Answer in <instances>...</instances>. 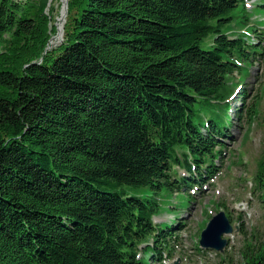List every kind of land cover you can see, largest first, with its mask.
<instances>
[{
    "label": "trees",
    "instance_id": "trees-1",
    "mask_svg": "<svg viewBox=\"0 0 264 264\" xmlns=\"http://www.w3.org/2000/svg\"><path fill=\"white\" fill-rule=\"evenodd\" d=\"M248 1L68 0L45 51L47 0H0V264H161V195L192 196L176 167L212 172L234 74L264 50V28L227 31ZM251 181L264 215V148ZM242 234L243 264H264Z\"/></svg>",
    "mask_w": 264,
    "mask_h": 264
},
{
    "label": "rangeland",
    "instance_id": "rangeland-1",
    "mask_svg": "<svg viewBox=\"0 0 264 264\" xmlns=\"http://www.w3.org/2000/svg\"><path fill=\"white\" fill-rule=\"evenodd\" d=\"M29 1L34 5V10L39 11L43 0ZM257 3L259 0H249L246 3V15L249 19L247 25H233L232 22L227 29L230 35H235L233 30L245 32L253 26L264 28V9H256ZM61 4V0H47L41 11L49 17V38L56 33ZM238 16L240 12H237L235 21L238 20ZM256 35L253 33L250 37L253 42L258 43ZM210 40L211 38H208L206 43H210ZM60 42L57 39L54 46ZM1 52H3L2 48H0ZM247 68L248 72L243 76L234 74L233 93L227 98L232 125L226 131V136L220 137L222 155L217 159L212 172L202 174L200 177L196 173V168L188 171L176 167L179 175L187 177L190 173L193 174L192 187L188 189L190 193H192L191 189L194 190L192 196L174 187V190L161 195L162 209L155 216L154 221L172 224L166 236L173 235L169 240L170 252L164 250L161 264H243L244 261L239 253L242 231L254 230L255 235L260 238L259 241L252 240L255 246L264 241V215L257 198V191H251L253 186L251 176L255 170L256 160L264 148V50L251 58ZM251 103H254L252 106L257 113L249 119L246 108ZM239 111L240 117H238ZM222 202L225 207L219 206ZM221 209L225 212L227 209L231 215L233 231L224 235L228 238V244L222 248L221 253L209 247L200 248L199 236L202 229Z\"/></svg>",
    "mask_w": 264,
    "mask_h": 264
},
{
    "label": "water",
    "instance_id": "water-1",
    "mask_svg": "<svg viewBox=\"0 0 264 264\" xmlns=\"http://www.w3.org/2000/svg\"><path fill=\"white\" fill-rule=\"evenodd\" d=\"M61 9L59 16L57 17L56 23V33L51 36L45 47V51L54 46L52 41L55 37L59 42L63 39L64 33V22L67 14L68 0H61ZM233 231V226L226 212L221 209L211 219L207 222L204 229H202L199 236V245L200 247H211L218 251H221L222 248L228 243V239L224 236Z\"/></svg>",
    "mask_w": 264,
    "mask_h": 264
},
{
    "label": "bare ground",
    "instance_id": "bare-ground-1",
    "mask_svg": "<svg viewBox=\"0 0 264 264\" xmlns=\"http://www.w3.org/2000/svg\"><path fill=\"white\" fill-rule=\"evenodd\" d=\"M56 40H57V37H55L52 41L55 43L56 42Z\"/></svg>",
    "mask_w": 264,
    "mask_h": 264
}]
</instances>
